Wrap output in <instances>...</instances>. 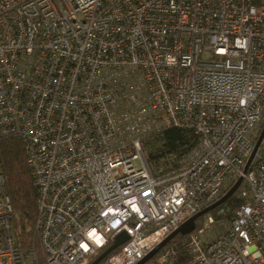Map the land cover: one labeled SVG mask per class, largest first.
Masks as SVG:
<instances>
[{"label": "built area", "instance_id": "1", "mask_svg": "<svg viewBox=\"0 0 264 264\" xmlns=\"http://www.w3.org/2000/svg\"><path fill=\"white\" fill-rule=\"evenodd\" d=\"M171 128L198 143L153 170ZM263 129L264 0H0V144L38 196L26 246L0 151V264H92L123 233L99 264H138L240 179L155 264H264Z\"/></svg>", "mask_w": 264, "mask_h": 264}, {"label": "trees", "instance_id": "2", "mask_svg": "<svg viewBox=\"0 0 264 264\" xmlns=\"http://www.w3.org/2000/svg\"><path fill=\"white\" fill-rule=\"evenodd\" d=\"M197 143L198 137L192 131L171 128L150 137L145 143V151L151 168L158 171L180 161ZM0 151L7 187L17 216L16 227L20 233L19 236L25 240L26 246L37 247L38 238L35 228L38 217V196L33 176L27 165L23 144L19 139H6L1 142ZM229 205H236L233 198L223 207ZM201 222L202 219L197 221L198 228ZM188 238V236L179 235L168 244L177 250L183 261L188 259L185 247ZM158 256L149 264H155Z\"/></svg>", "mask_w": 264, "mask_h": 264}, {"label": "water", "instance_id": "3", "mask_svg": "<svg viewBox=\"0 0 264 264\" xmlns=\"http://www.w3.org/2000/svg\"><path fill=\"white\" fill-rule=\"evenodd\" d=\"M264 137V129L263 132L256 144L254 153L252 154L249 163L245 169V171H247L249 164L251 163L255 152L257 150V148L259 147L262 139ZM243 179H240L236 185L216 204H214L213 206L205 209L204 211L200 212L199 214L195 215L193 218H191L190 220H188L186 223H184L177 231H175L174 233H172L169 237H167L160 245H158L151 253H149L142 261H140L138 264H147L148 262H150L151 260H153L159 253L160 251L165 248L171 241H173L177 236L181 235V236H188L190 235L192 232L195 231L196 229V223L197 221L203 217L205 214L212 212L216 207L224 204L226 201H228L236 192V190L238 189V187L240 186V184L242 183ZM129 240V237L123 233L121 235H119L115 242L113 243V245H111L104 253H102V255L96 260L94 261L92 264H99L100 262H102L106 257H108L109 255H111L114 251H116L118 248H120L122 245H124L127 241Z\"/></svg>", "mask_w": 264, "mask_h": 264}]
</instances>
